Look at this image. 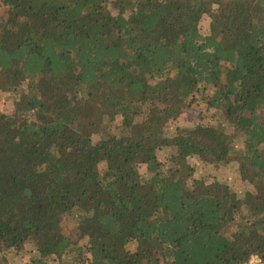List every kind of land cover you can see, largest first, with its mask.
Listing matches in <instances>:
<instances>
[{
  "label": "trees",
  "instance_id": "1",
  "mask_svg": "<svg viewBox=\"0 0 264 264\" xmlns=\"http://www.w3.org/2000/svg\"><path fill=\"white\" fill-rule=\"evenodd\" d=\"M0 88L16 93L0 112V250L31 242V264L264 260V0H0ZM197 93L227 123L168 134ZM189 157L233 162L254 189L196 177Z\"/></svg>",
  "mask_w": 264,
  "mask_h": 264
},
{
  "label": "rangeland",
  "instance_id": "2",
  "mask_svg": "<svg viewBox=\"0 0 264 264\" xmlns=\"http://www.w3.org/2000/svg\"><path fill=\"white\" fill-rule=\"evenodd\" d=\"M4 15L7 14L6 8L2 7ZM211 18L206 15L204 20L201 22V28L204 32L210 31ZM16 103V93L13 91H7L0 88V112H10L14 109ZM264 114V109H263ZM209 123V122H224V114L217 108L208 105L204 98L197 93L196 98H194L189 105H187L182 113L173 118L167 123L166 131L168 134L174 132L177 126H191L196 123ZM229 128L232 127L229 126ZM245 134L242 131H237L236 146L242 147L244 144ZM169 149L164 148L159 150V157L161 159H166L169 154ZM189 162L195 166V176H202L207 180L212 178H219L228 182L232 188L237 191L244 193L247 190L254 189V186L249 181H245L241 178L238 173L237 167L233 162L222 163L218 166L208 165L196 157H189ZM142 170H144L142 168ZM145 171V170H144ZM143 171V172H144ZM81 218V211L78 208L73 209L69 213L63 216V229L66 234L74 236L77 232L78 223ZM137 246V241L132 240L129 242L128 247L130 249H135ZM38 255L37 247L31 243L27 242L22 250H17L15 248H7L0 250V264H31V259ZM85 256V254H84ZM52 264H60L57 258L51 259Z\"/></svg>",
  "mask_w": 264,
  "mask_h": 264
},
{
  "label": "built area",
  "instance_id": "3",
  "mask_svg": "<svg viewBox=\"0 0 264 264\" xmlns=\"http://www.w3.org/2000/svg\"><path fill=\"white\" fill-rule=\"evenodd\" d=\"M244 264H264V260L259 254L255 253Z\"/></svg>",
  "mask_w": 264,
  "mask_h": 264
}]
</instances>
